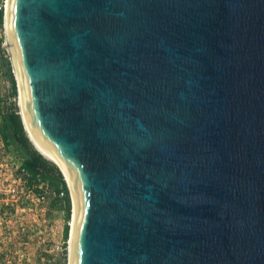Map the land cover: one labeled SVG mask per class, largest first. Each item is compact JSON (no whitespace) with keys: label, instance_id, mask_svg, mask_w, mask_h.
<instances>
[{"label":"water","instance_id":"1","mask_svg":"<svg viewBox=\"0 0 264 264\" xmlns=\"http://www.w3.org/2000/svg\"><path fill=\"white\" fill-rule=\"evenodd\" d=\"M10 36L71 264H264V0H10Z\"/></svg>","mask_w":264,"mask_h":264},{"label":"rangeland","instance_id":"2","mask_svg":"<svg viewBox=\"0 0 264 264\" xmlns=\"http://www.w3.org/2000/svg\"><path fill=\"white\" fill-rule=\"evenodd\" d=\"M1 1V0H0ZM5 16L3 23L0 24V40L4 54L11 61L12 56L6 33ZM17 82V81H16ZM0 91L1 97L5 100V108L15 104L20 113V95L17 83L18 96L15 99L9 98L10 84L4 75V69L0 66ZM14 151L4 148L0 138V264H70V250L64 252L50 253V247L54 244L64 242V227L66 224L65 214L62 209L63 203L54 205L55 199L50 198L44 212L34 208L28 210L32 202L30 197L17 201V197L12 198L13 193H4V189H9L10 181L4 175L7 170H15ZM4 182V185L1 184ZM6 186V187H5ZM71 216L69 220V236L66 241H70V222L72 218V196ZM5 198L11 201H4ZM8 202V203H6ZM22 216H27L26 220ZM70 249V245H69Z\"/></svg>","mask_w":264,"mask_h":264},{"label":"trees","instance_id":"3","mask_svg":"<svg viewBox=\"0 0 264 264\" xmlns=\"http://www.w3.org/2000/svg\"><path fill=\"white\" fill-rule=\"evenodd\" d=\"M4 10L0 9V24L3 23ZM2 49V41L0 40V54H4ZM0 66L4 69V75L10 84L9 98L15 99L18 96L17 82L13 73L12 63L7 57H2ZM0 137L4 148L8 151H14L21 158L22 167L31 176L30 182L40 178L44 182H48L57 194L64 193L63 198L58 196L55 198L54 205L59 202L63 203L62 209L65 214L66 224L64 227V241L69 236V220L71 216V200L69 189L65 178L59 168L46 160L39 154L24 129L23 121L18 108L15 104H11L9 108H5V100L1 97L0 91ZM66 252H64V256Z\"/></svg>","mask_w":264,"mask_h":264},{"label":"built area","instance_id":"4","mask_svg":"<svg viewBox=\"0 0 264 264\" xmlns=\"http://www.w3.org/2000/svg\"><path fill=\"white\" fill-rule=\"evenodd\" d=\"M6 4L7 0L0 1V9L1 7H3L4 16L6 13ZM13 155L14 157L11 158L15 161V170L11 168V170H7L4 173V175L8 176V180L10 181V183L6 185L9 187V189H4V193H13L12 198L17 197V201L21 200L23 196H26L27 198L30 197L32 204L28 208V210L34 211V208H36V210L38 208L39 212L45 211L46 204H48L50 198L55 199L57 196L59 198L64 197L63 192L57 194L48 182H44L40 178H37L36 180L30 182L31 176L22 167L21 158L17 155L16 152H14ZM1 184L4 185V182L1 181ZM3 201L4 203L5 201H11L10 203H13V200H9L8 198H5V200ZM26 217L27 216H22V219L26 220ZM64 251L69 252V241H64L62 244H54L50 247L49 250L50 253Z\"/></svg>","mask_w":264,"mask_h":264},{"label":"bare ground","instance_id":"5","mask_svg":"<svg viewBox=\"0 0 264 264\" xmlns=\"http://www.w3.org/2000/svg\"><path fill=\"white\" fill-rule=\"evenodd\" d=\"M5 24H6V33H7V39H8V44H9V48H10V53L12 56V60L14 63V70H15V74H16V78L18 80V86H19V91H20V112L22 114V117L24 118V122L26 125V129H27V133L28 136L31 139V142L33 143V145L35 146V148L43 154L44 158L46 160H48L49 162L55 164L56 166H58L59 169H61L65 181L67 182L70 192H71V196H72V218H71V222H70V241H69V245H70V264H71V259H72V249H73V240H74V232H75V225H76V218H77V201H76V197H75V193L70 181V178L68 176V173L66 171L65 166L55 157H53L52 155H50L48 152H46L38 143L37 141L34 139L29 126H28V122H27V118H26V109H25V101H24V94H23V87H22V82H21V78H20V74L16 65V61H15V57H14V53H13V48H12V43H11V36H10V0H7V4H6V13H5Z\"/></svg>","mask_w":264,"mask_h":264}]
</instances>
